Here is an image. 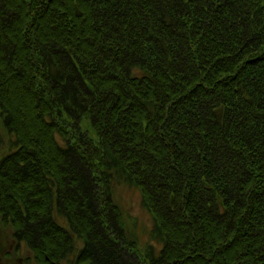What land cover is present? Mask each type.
I'll return each mask as SVG.
<instances>
[{
    "label": "trees",
    "instance_id": "16d2710c",
    "mask_svg": "<svg viewBox=\"0 0 264 264\" xmlns=\"http://www.w3.org/2000/svg\"><path fill=\"white\" fill-rule=\"evenodd\" d=\"M1 128L0 224L36 264H264V0H0Z\"/></svg>",
    "mask_w": 264,
    "mask_h": 264
},
{
    "label": "rangeland",
    "instance_id": "374dc122",
    "mask_svg": "<svg viewBox=\"0 0 264 264\" xmlns=\"http://www.w3.org/2000/svg\"><path fill=\"white\" fill-rule=\"evenodd\" d=\"M1 118H4L2 114ZM60 122V124L63 125V122ZM79 125L82 132H84L87 137L92 139L95 143L98 142V137L92 129L88 118L83 117ZM1 133L2 141L0 142V150H3L6 146V136L2 128ZM113 200L121 207L124 220L128 223V227L131 231L130 236L137 244L139 243L142 247L144 244L146 246V243H150L160 247V243L154 232L155 223L153 217L142 206L140 190L128 184H117L114 188ZM27 257L29 258V262L27 261ZM12 259L15 264H36L33 259L32 251H29L24 246L20 250L17 249V240L12 235L11 227H3L0 224V264L11 263ZM141 259L145 264L148 263L144 258L141 257Z\"/></svg>",
    "mask_w": 264,
    "mask_h": 264
}]
</instances>
